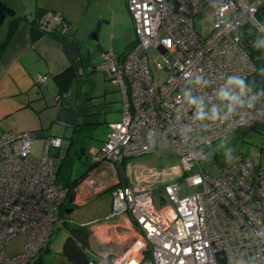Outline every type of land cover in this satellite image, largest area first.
I'll use <instances>...</instances> for the list:
<instances>
[{
  "label": "built area",
  "instance_id": "obj_1",
  "mask_svg": "<svg viewBox=\"0 0 264 264\" xmlns=\"http://www.w3.org/2000/svg\"><path fill=\"white\" fill-rule=\"evenodd\" d=\"M262 3L264 0H126L135 39L120 55L104 52L96 66L120 91L121 118L109 124L92 161L121 165L128 157L173 146L181 176L161 186L162 201L152 186L129 182L113 188L110 216L128 214L140 240L119 256L88 252L89 264H240V259L250 256L264 264V238L260 235L264 231V156L237 158L215 177L201 165L210 157V147L233 129L264 124V97L251 112L216 121L197 120L195 110L182 99L190 91L204 101L207 110L221 103L215 93L228 75L249 81L255 74L254 56L242 36L246 27L264 34V25L257 23ZM204 6L212 11L206 37L194 26V17ZM42 20V27L48 28L61 17L49 14ZM150 50L161 58L154 60L156 71H163L157 87ZM197 75L207 83L188 79ZM46 78L37 74L36 81ZM254 94L256 89L249 95ZM52 139L37 158L31 132L0 135V264H39L33 259L51 236L73 225L63 215L69 191L58 181L51 154L64 141ZM87 181L94 192L107 185L96 178ZM84 226L78 224L80 229ZM18 233L26 235V242L20 253L11 255L6 244Z\"/></svg>",
  "mask_w": 264,
  "mask_h": 264
},
{
  "label": "rangeland",
  "instance_id": "obj_2",
  "mask_svg": "<svg viewBox=\"0 0 264 264\" xmlns=\"http://www.w3.org/2000/svg\"><path fill=\"white\" fill-rule=\"evenodd\" d=\"M1 1L8 7L12 8L15 11L16 16H30L37 8H44L47 10V15L45 17L49 14L50 16L61 14L65 20L72 25V29L75 30L73 36L76 44L78 43L81 50V56L86 55V57H88L87 60L89 65L98 64L101 61L102 54L106 51L112 52L115 55H120L126 49L128 44L130 45L135 39L133 22L127 10L126 0ZM49 11H52L55 14L49 13ZM8 20L9 17L5 19L0 27V40L3 37V33L5 37L7 30L5 27ZM43 21L44 20L39 23L43 24ZM55 24L56 23L53 21L52 29L57 27ZM194 26L196 31L202 37H206L210 33L212 26V11L209 6H204L199 9L194 17ZM63 28L67 31V27ZM148 57L154 75L153 83L154 86L157 87L158 83L161 81L163 71H156L154 60L161 61V58L152 50L149 51ZM96 66L91 73L79 76L73 81L69 92L67 93L68 101L66 103H69L71 107L75 106L76 109L82 111L84 106L89 108L101 101V107L103 108L99 114L95 113L89 115L91 119L89 123L86 124L83 123L85 121L83 111L79 113L77 118L82 127L75 133L71 132L70 127L66 128L65 123L61 122L55 124V127H53L54 130H60V135L62 133H65L66 136L73 135V140L71 139L72 137L67 140L65 137L53 136L52 138L55 140L61 138L64 141V144H60V148L56 151L51 149V154H53L55 158L58 181L69 191L67 192L66 201H64L63 204H69L71 197L74 198V201L72 200L73 204H71V201V205L65 204V206H63V215L68 220H72L73 225L78 226V224H81L85 225L84 227L102 223V221L108 219L112 214L109 213L105 215L107 210L110 209L111 199L108 196L109 193L104 192L103 190L110 187L109 185L113 183L105 186V182H102L104 180L97 177L96 181H100L105 187L99 189V191L103 192L98 194L97 197L90 199L86 205H83L80 197H75V193L79 189V185L88 180V177H80V173L88 168V166H90L88 169L89 173L97 168L96 165L98 163L93 162L92 158L103 142L107 129L106 120H119L121 118L122 109L121 94L117 86L109 82L106 79V75L97 70ZM35 83L42 82L37 80ZM48 84L50 88L54 87V80L52 77L49 78ZM98 115L102 120V124H94V120H96ZM90 123L91 125H88ZM31 133L34 135L35 139L36 133ZM44 142V138H37L34 140L33 155L35 157L39 158L43 155V146L46 143ZM226 148L233 149L234 158L231 161L242 156H264V124H258L253 128L239 127L233 129L227 136L215 142L209 149L210 157L201 163L203 169L210 176L215 177L221 168L227 165L228 162L225 161L222 155ZM129 159L138 164V169L133 168L130 163H122L121 165L110 164L112 168H109V171L107 172V174H109L108 179L112 178L111 174H117V178L115 179L114 177V179L119 180V176L126 172L128 174L129 182H131L133 186L143 185L155 187L157 185H164L165 183L170 182L175 178H180L179 176H181V169L177 158V149L173 146L161 148L156 152ZM62 160L64 161L63 165L58 166L59 162ZM151 170L153 172H151ZM94 175L96 176V174ZM76 177H78L77 180L71 184V179ZM113 181L114 180H112V182ZM99 191H96L95 193ZM156 196H159L161 201L164 198L159 193H156ZM156 201L159 204L157 197ZM73 205L76 209H74V211L72 210L71 213V210H68L67 212V209H70ZM74 220L79 223H76ZM132 223L134 224L133 220ZM73 225L69 224L58 229L46 244L45 247L47 250L42 249L33 260L37 261L39 264H71L61 254V247L67 236L70 235L67 226L70 227ZM96 237L98 238V236ZM102 238L106 241L108 239L105 235H103ZM109 238L113 239L111 237ZM137 240L140 239H132L129 247H131ZM84 241L86 242L85 237ZM25 242L26 235L18 233L7 242L6 250L11 255L20 253L23 250ZM82 248L85 250L84 247ZM126 251L127 249L125 251L114 250L110 253L119 256ZM86 258L88 260L87 255Z\"/></svg>",
  "mask_w": 264,
  "mask_h": 264
},
{
  "label": "crops",
  "instance_id": "obj_3",
  "mask_svg": "<svg viewBox=\"0 0 264 264\" xmlns=\"http://www.w3.org/2000/svg\"><path fill=\"white\" fill-rule=\"evenodd\" d=\"M59 16L64 18L61 14ZM51 23L53 24V20ZM52 24L48 29L53 28ZM8 27L9 20L5 27L7 29L6 33ZM40 27H42L41 23ZM57 36L51 37L47 35V32H43V35L39 39L32 40L30 37V24L22 20L17 24L8 44H6L3 50L0 49V135L9 131L15 133L34 132L36 133L34 140L44 138L46 142L53 136L72 137L71 139L73 140V135L66 136L65 133L60 135V130H54L55 124L65 123L66 128L70 127L71 132H73L76 124H81L77 118L79 113L83 111L85 116L83 123L86 124L91 119L89 115L99 114L103 108L101 107V101L94 105L92 110L84 106L82 111L66 103L68 101L67 93L73 81L79 76L94 71L97 64L89 65L88 57L86 55L81 56V50L74 39L70 37L60 38L59 36L58 38L63 40L62 45H60L54 40ZM2 38L0 43L5 37ZM66 70L72 74V79L68 90L64 94L58 95V85L55 81V76ZM37 74H45L47 76L46 81L35 83ZM50 77L54 80L53 88H50L48 84ZM100 120L101 118L98 115L94 121L98 122ZM115 121L118 120H106V132L109 130V124ZM88 125H91V123ZM96 166L95 170L90 173L87 171L83 177H98L99 179H103L106 184L113 183L109 185L108 190H106L107 188L105 189L106 191L103 190L109 193L110 188L114 187L115 183L118 182V179L115 180L117 174H111L112 178L108 179L109 174L107 172L112 166L109 163L97 164ZM112 180L114 181L112 182ZM78 188L75 197H80L83 205H86L92 199L91 197L95 192L87 181L81 183ZM108 196L111 199L110 193ZM111 207L112 201L110 209L107 210L105 215L111 213ZM79 232L85 235V251H97L106 254L114 250L125 251L129 248L132 239L138 238L137 230L130 216L126 213L110 216L108 219L102 221V223L96 225L82 227ZM103 235L108 237L107 241L102 238Z\"/></svg>",
  "mask_w": 264,
  "mask_h": 264
},
{
  "label": "trees",
  "instance_id": "obj_4",
  "mask_svg": "<svg viewBox=\"0 0 264 264\" xmlns=\"http://www.w3.org/2000/svg\"><path fill=\"white\" fill-rule=\"evenodd\" d=\"M46 11L47 10L44 9V8H37L36 10L33 11V13H31L30 16H28V15L16 16V14H15L14 17H9V27H8V31L6 33L5 38L0 43V49L3 50L4 47L6 46V44H8V42H9V40H10V38H11V36H12V34H13L16 26H17V24L20 21H22V20H25V21H27L30 24V37H31V39L32 40L39 39L43 35V32L41 31L40 23L39 22L41 20V17H45L47 15V12ZM257 17H258V19L261 22H264V3H262L259 6L258 12H257ZM262 24L264 25V23H262ZM56 26L57 27H55L54 29H50L47 32V35L48 36L50 35L51 37L52 36H55V35H58L57 38L54 37V38H56L54 40L56 42H58L60 45H62L63 40H60L58 38L59 36H60V38L61 37H63V38H69L70 37V38H72V39L75 40V38L73 36L75 30L72 29V25L69 22L65 21L64 18L61 17V21L59 23H57ZM63 27H67V31H65ZM243 31H244L243 36H242L243 44L246 47V49L249 50L250 53L254 56V60L256 62V66H257V70H256L255 74L249 79V81L253 83L254 89L261 90V89H264V51H257L256 49H254L252 47V41L256 38V35H257V32L256 31H254L252 29H249L247 27L244 28ZM129 46L130 45H128L126 47V49ZM81 62H82V58H81ZM55 77H56L55 78L56 79L55 81H56V83L58 85V95L64 94V92H66L68 90L69 83H70V81L72 79V74L69 73L68 70H66L65 72H62L59 75H56ZM92 107H93V105L91 107H89V109L92 110ZM96 123L102 124V120H100L98 122L94 121V124H96ZM81 127H82V125L79 124V123H77L76 126L73 128V133H75ZM251 128H253V127H251ZM106 131H107V129H106ZM105 133H106V135L103 138L104 140L106 139V136H107V133L108 132H105ZM70 138L71 137L66 138V139L68 140ZM104 140H103V142H104ZM139 157H141V156H139ZM129 158H133V157H128L126 159H123L122 160V163H128V164L130 163L133 166V168H137L138 169V167H137L138 164L135 163V162H133V161H131ZM63 162H64L63 160L60 161L59 164H58V166L63 165ZM89 167L90 166H88V168H86L84 171H82L80 173L81 174L80 177H83L84 174H86V172L88 171ZM151 172H153V171L151 170ZM77 178L78 177L71 179V184H73V182L75 180H77ZM175 179H180V178H175ZM128 183H129L128 174L126 172L125 173H122V175L119 176L118 182L115 183L114 187L110 188V190H109L110 195H111V190L113 188L121 187V186H123L125 184H128ZM161 186L162 185H157V186L152 187V188H154V190L156 191V193L161 194V190H160L161 189ZM106 190H108V188ZM77 227L78 226H75V225H73L71 227H68L67 226V229L69 228L68 230L70 231V233L75 232V231H78L79 232L81 229H79ZM45 249H46V247L43 248V250H45ZM87 253L88 252L85 251V254L86 255H87ZM221 264H225V262L224 261H221Z\"/></svg>",
  "mask_w": 264,
  "mask_h": 264
},
{
  "label": "clouds",
  "instance_id": "obj_5",
  "mask_svg": "<svg viewBox=\"0 0 264 264\" xmlns=\"http://www.w3.org/2000/svg\"><path fill=\"white\" fill-rule=\"evenodd\" d=\"M257 23L264 22L257 20ZM252 47L257 51H264V34L257 31L256 38L252 41ZM188 79L190 81L194 79L196 84L207 83L199 75L194 78L190 76ZM253 91L254 85L247 78L231 74L225 78L216 90L215 96L221 102L220 104H214L206 110L204 101L198 96L192 95L190 91H185L182 99H186L187 105L195 110L197 120L216 121L227 119L244 111L251 112L254 110L257 100L264 97V89L256 90V94L249 95ZM222 155L226 162H230L234 158L233 149L226 148ZM260 235L264 238V231ZM258 260V257L250 256L240 259V264H258Z\"/></svg>",
  "mask_w": 264,
  "mask_h": 264
},
{
  "label": "water",
  "instance_id": "obj_6",
  "mask_svg": "<svg viewBox=\"0 0 264 264\" xmlns=\"http://www.w3.org/2000/svg\"><path fill=\"white\" fill-rule=\"evenodd\" d=\"M15 11L8 7L4 2L0 0V27L4 23L7 17H14ZM41 31L48 32L50 29L45 27H40ZM102 191H99L92 195L91 198L96 197ZM90 198V197H89ZM72 201V197L69 202ZM68 212V211H67ZM84 235H80L79 233H72L67 236L61 247V254L66 258L68 262L71 264H89L86 258V254L82 247H84Z\"/></svg>",
  "mask_w": 264,
  "mask_h": 264
},
{
  "label": "flooded vegetation",
  "instance_id": "obj_7",
  "mask_svg": "<svg viewBox=\"0 0 264 264\" xmlns=\"http://www.w3.org/2000/svg\"><path fill=\"white\" fill-rule=\"evenodd\" d=\"M72 200L74 201V198H72ZM73 201L71 202V204H73ZM65 204H68V203H65ZM65 204H63V206H65ZM70 204V202H69V204L68 205H71ZM74 209H76V207L73 205V207H71L69 210H71L70 211V213L72 212V210L74 211ZM72 233H79L80 235H82V233L81 232H78V231H75V232H72ZM72 233H69V234H72ZM85 237V236H84Z\"/></svg>",
  "mask_w": 264,
  "mask_h": 264
},
{
  "label": "bare ground",
  "instance_id": "obj_8",
  "mask_svg": "<svg viewBox=\"0 0 264 264\" xmlns=\"http://www.w3.org/2000/svg\"><path fill=\"white\" fill-rule=\"evenodd\" d=\"M49 13H53L52 11H49ZM53 14H55V13H53Z\"/></svg>",
  "mask_w": 264,
  "mask_h": 264
}]
</instances>
